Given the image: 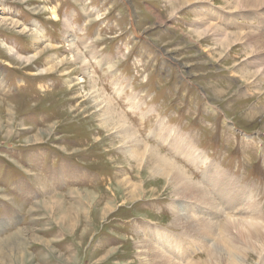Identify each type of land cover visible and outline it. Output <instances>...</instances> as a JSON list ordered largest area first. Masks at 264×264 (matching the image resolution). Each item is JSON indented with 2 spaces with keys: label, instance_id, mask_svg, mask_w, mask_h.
<instances>
[{
  "label": "rangeland",
  "instance_id": "obj_1",
  "mask_svg": "<svg viewBox=\"0 0 264 264\" xmlns=\"http://www.w3.org/2000/svg\"><path fill=\"white\" fill-rule=\"evenodd\" d=\"M242 1L0 0V264H152L144 226L188 245L179 264L205 249L230 264L232 248L236 264H264V6ZM170 129L256 205L212 199L204 243L174 224L172 206L196 219L193 202L140 152L204 185L207 165L171 153ZM252 214L262 237H222Z\"/></svg>",
  "mask_w": 264,
  "mask_h": 264
},
{
  "label": "bare ground",
  "instance_id": "obj_2",
  "mask_svg": "<svg viewBox=\"0 0 264 264\" xmlns=\"http://www.w3.org/2000/svg\"><path fill=\"white\" fill-rule=\"evenodd\" d=\"M192 1L193 0H174V3H178V4H185L186 3V4H188ZM240 1H242V0H240ZM262 5L264 6V0H248V1L240 2L237 5V7L239 9L240 8H243V9H249L250 8L251 9L254 7H256V8L260 7L261 8ZM238 8H236V9H238ZM212 29H214V28H212ZM206 30L201 31V32L205 33ZM204 33H202V35ZM135 34L137 35V32L134 29V35ZM258 40H260V39H258ZM226 42H227V39H226ZM263 42L264 41H262V43ZM79 57H76L75 59L81 61V57L80 58ZM48 69H49V67H48ZM93 95L96 96L95 92ZM103 99H104V97H103ZM96 100H98V99H96ZM102 102H103V100H102ZM94 103H95V100H94ZM109 105L111 106V104L107 105V111H108L107 113H109V115L111 117H108V118H112V117L114 118V116H113L114 113L111 111V108ZM112 110L114 111V109H112ZM111 120H113V119H111ZM120 124H122V123H120ZM122 131H123V136H125L128 140L132 139V137H131L132 134H130V130L128 128H125ZM162 137H163V140L165 139V142L168 143V146H170L171 153H173L174 155L183 159L185 161V163H187L189 166L201 167L202 165L206 164L207 160L205 159V157L202 156V154H200L184 137L178 135L175 131H172L170 129L169 132L165 133ZM137 141H138V139H137ZM138 146H139V144H138ZM140 152L142 153L143 157H146V156L147 157H149V156L153 157L152 159H153L154 170H156V171L158 170L160 172L163 170L164 172L166 171L167 173L171 174L170 180L174 184L173 194L175 196L180 197L181 199H185V200H189V201L193 202L194 207H192V208H193L194 216L196 218V219L194 218L195 220H192L191 218L188 219L189 217H187V215L186 216L179 215L180 214L179 213L180 207H177V206L173 207L172 206V210L174 211L173 214L176 215L174 218V224L176 226H179V227L181 225V228L186 233L191 235V236H188L190 239H192V240L197 239V240H200L201 243H204L205 241H207L210 238H212V239L215 238V236H214L215 235V230H214L215 228H213V226L211 225L212 222L209 219H206V217L211 215L209 212L207 213L206 210L218 209V205L217 206L213 205L214 203H213L212 199L213 200L214 199L219 200L220 202H223L224 207L228 210L235 209V206H240L241 207L240 209H243L242 206H246V210H248V212L249 211L254 212L256 210V205H255V202H254L252 195L250 193H246L245 189L243 190V189L239 188L236 185V183H234L233 180H231L228 177L220 174L218 172L217 168L215 166H213L212 164H209V165L206 164L207 166L204 167V171H202V173H201L203 183H204V185H202L199 183L198 184L193 183L190 179H188L185 170L183 171L181 167L174 164L172 161L164 160V158H160V159L155 158L156 156L154 155L153 148H150L149 146H145L144 150L140 151ZM136 155H138V154H135V156ZM158 158H159V156H158ZM132 159L133 158H131V160ZM141 162H143V161H141ZM161 176H163V175H161ZM164 176H165V174H164ZM126 183H128V182H126ZM209 190H210V192H209ZM132 195L134 197L137 195V193L133 192ZM59 200L60 199L57 198L55 200V204H57L59 202ZM196 204H197V206H196ZM53 206H55V205H53ZM176 209L178 210V212L175 211ZM186 214H187V212H186ZM192 217H193V215H192ZM248 218H249L248 219L249 221H247V220L246 221H244V220L227 221L221 227L222 229L220 230V234L223 237L224 234L227 235L230 232V228H232V230H233V228H235V227L238 228V226H236V225H239L241 228L242 227H244V228L249 227V229L251 231L247 235H243L240 233V231L237 230V228H235L236 229L235 232L237 234H236V237H232L233 240L234 239L237 240V239L241 238L245 241H248V240L253 239V238H256V239L259 238L261 236V232L259 231V228L261 227V223L259 221H257V219H256L257 217H253V214L250 215ZM240 222H241V224H240ZM142 233L144 234V238L139 243L140 250L141 249L144 250L145 258L149 257L150 260L152 261L151 262L152 264H179V262H177L178 260H180V261L186 260V257H187L186 254H187V251L189 249L188 245L187 244L181 245L178 242V240L175 239L173 237V235H171L169 232H165L164 230L161 231L159 229H155V228H152L149 226H144ZM17 242H18V238L16 236V237H14L13 242H12L14 249H16ZM8 243H9V241H8ZM231 245L229 244L228 246H231ZM3 246H5V244L4 245L2 244L1 247H3ZM202 246H204V245H202ZM228 246H227V248H228ZM235 250L236 249H233V248L230 249V256L233 257L234 260H235V257L233 255L235 253L234 252ZM141 253H143V252L141 251ZM205 254H206L207 259L204 261V264H212L213 260L215 261L216 260L215 258H217V255L215 253H213V251H211V249H205ZM1 256H3L2 251H0V257ZM219 259H220V257L218 258V261H219ZM234 260L230 261V264H236V262ZM145 262H147V261H145ZM198 263H194V264H198ZM186 264H193V263L189 262ZM256 264H258V263H256Z\"/></svg>",
  "mask_w": 264,
  "mask_h": 264
}]
</instances>
